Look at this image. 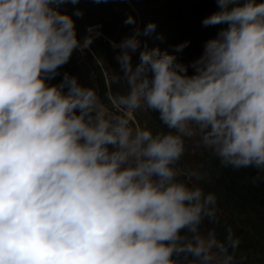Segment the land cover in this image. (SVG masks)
Masks as SVG:
<instances>
[{"label":"clouds","instance_id":"1","mask_svg":"<svg viewBox=\"0 0 264 264\" xmlns=\"http://www.w3.org/2000/svg\"><path fill=\"white\" fill-rule=\"evenodd\" d=\"M65 2L0 0V264H234L232 230L223 240L201 231L216 196L178 179L176 165L196 137L223 166L261 180L264 0H215L202 25L221 27L190 63L176 55L187 41L145 48L135 65L139 29L112 41L113 79L127 86L109 97L114 112L75 75L50 83L100 35L90 26L81 41ZM141 108L168 131L134 125Z\"/></svg>","mask_w":264,"mask_h":264},{"label":"trees","instance_id":"2","mask_svg":"<svg viewBox=\"0 0 264 264\" xmlns=\"http://www.w3.org/2000/svg\"><path fill=\"white\" fill-rule=\"evenodd\" d=\"M60 10L72 15L80 39L89 35L90 26L98 28V35L90 48L74 52L70 61L59 69L60 75L50 83H58L64 72L75 75L81 85L94 89L109 112H114L109 97L123 94L127 86L121 76L113 49L126 36L139 29L140 47L132 53L133 65L139 62L140 51L159 47L173 52L175 46L188 42L177 59L190 63L198 58L205 43L216 36L221 26L204 27L202 20L217 11L215 0H107L99 4L93 0H66ZM77 10L80 15H77ZM128 15L135 17L134 25L124 23ZM156 24L155 31L145 33L148 23ZM132 122L154 134L167 132L158 113L141 108L133 113ZM176 167L181 170L178 179L190 186H199L216 196V218L205 219L203 233L214 232L223 240L229 229L240 244L234 253V264H264V172L261 180L253 183L257 170L232 169L223 166L210 150L198 143V138L185 139V153ZM195 173V175H192ZM191 258H189V261Z\"/></svg>","mask_w":264,"mask_h":264},{"label":"rangeland","instance_id":"3","mask_svg":"<svg viewBox=\"0 0 264 264\" xmlns=\"http://www.w3.org/2000/svg\"><path fill=\"white\" fill-rule=\"evenodd\" d=\"M83 39H84V38H82L81 41H83ZM105 109H106V108H105ZM106 110H107V109H106ZM107 111H108V110H107ZM131 118H132V116H131Z\"/></svg>","mask_w":264,"mask_h":264}]
</instances>
